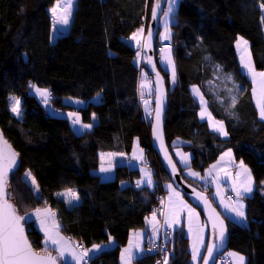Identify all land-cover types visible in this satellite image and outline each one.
<instances>
[{
	"label": "trees",
	"instance_id": "16d2710c",
	"mask_svg": "<svg viewBox=\"0 0 264 264\" xmlns=\"http://www.w3.org/2000/svg\"><path fill=\"white\" fill-rule=\"evenodd\" d=\"M55 1L0 0V126L21 159L9 178L10 193L21 215L49 205L62 232L84 248L113 238L115 246L89 259V264H121L131 232L146 228L158 204L157 195L164 189L160 183H171L152 146L139 93L140 49L130 42L133 33L147 27L152 0H77L70 30L53 43L49 8ZM263 7L264 0H180L172 24L178 74L173 87L169 72L159 63L156 41L158 68L168 88L165 133L171 152L173 142L182 140V149L192 155L191 167L204 173L231 150L253 174L254 194L245 199L247 222L225 216L229 249L246 255L247 264H264V120L253 99V85L241 68L236 41L239 36L249 41L256 69L264 70ZM33 84L49 90L47 105L56 113L31 92ZM193 86L206 98L212 116L224 122L226 138L201 119ZM97 93L102 102L94 106L89 100ZM14 96L21 99L20 117L11 111ZM64 98L87 104L70 109L93 123L91 130L77 132L69 119L58 116L57 111L69 107ZM136 139L145 151L153 188L137 187L140 171L127 165L115 168L113 180L104 181L92 172L100 166V152L130 154ZM28 171L39 192L33 191ZM122 181L129 184L121 187ZM196 183L213 201V188ZM67 188L76 189L78 204L69 206L56 196ZM25 224L40 252L42 233L32 220ZM182 238L183 232L174 234L176 242ZM136 263L152 264L153 258L143 254ZM174 264L185 262L177 258Z\"/></svg>",
	"mask_w": 264,
	"mask_h": 264
},
{
	"label": "snow or ice",
	"instance_id": "6c2138e0",
	"mask_svg": "<svg viewBox=\"0 0 264 264\" xmlns=\"http://www.w3.org/2000/svg\"><path fill=\"white\" fill-rule=\"evenodd\" d=\"M77 4V0H57L54 7L51 8L52 13V27L53 32L61 31V27L66 28L70 25L71 18L73 16V12L75 10V6ZM176 4V0H168V10L163 14L165 17H168L170 13L173 12ZM159 8V4H157L156 8L153 9V18L157 15V10ZM140 32L143 29L138 30ZM151 33H149V36ZM169 36L166 35L165 39H168ZM132 41H136L137 45H139V41L137 40L136 33H133L131 38ZM237 47L241 49V60L244 62L245 67L248 69V72L252 75L253 80L256 81L259 85V95L257 98V104L259 107V114L261 119H264V71L257 72L253 67L250 53L248 51V42L240 37L236 41ZM168 62L172 64L170 56L168 58ZM175 65L172 64V80L175 81ZM257 78H259L257 80ZM35 92L43 98V102L47 105L49 103V98L51 93L46 88H39L36 85L30 86ZM194 91L201 96V103L204 104L203 96L199 93L198 89H194ZM254 93L256 90H253ZM97 97H99V93H97ZM11 111L17 116H22V107L21 100L19 97H11ZM77 104L83 103V101H75ZM233 106L236 103L235 98H233ZM67 117L71 118V124L73 126H79L81 130L90 129L92 127L91 123H82L79 113H67ZM201 118L208 117L212 120V127L219 133L224 136H227L229 133L224 128L223 121H215L214 118L211 117V114L206 111L205 108L201 110ZM91 119H95V113L92 114ZM156 121L157 127L154 129L155 135L158 139L161 138V132L159 129V121H160V109L158 108L156 111ZM143 150H141L142 152ZM224 155L230 156L231 152L225 153ZM19 154L15 152L8 141L3 136V130H0V264H57V260L61 257H64L66 252H70L72 257H74L77 261H84V264H87V261L91 259L90 253H98L102 250L101 245H93L91 248H82L80 245H76L73 247L68 239L63 237L60 233V225L55 219V214L50 209H35L34 213L36 218L39 220V226L44 231V247L40 252H37L33 249L32 244L29 242L24 228V222H26V217L31 219L28 212H25L23 215L18 213L17 207L15 203H13V197L10 193V186L8 183L9 173L14 169L18 168L20 165L18 164ZM103 156V154H102ZM140 159H143L141 156ZM223 159V157H222ZM171 163V161H169ZM187 160L184 161L187 164ZM245 175L244 181L236 187V196L239 198L232 204H225L224 207L226 209V213L234 214L239 220L246 222L247 217L244 211V204L241 202L244 198V193L252 192V176L251 171L248 169L241 161L239 165ZM215 167V166H213ZM173 170L175 167L173 166ZM101 172H110L111 168H105L101 166ZM194 176H199V173H191ZM26 177L30 178V183L33 186V191L39 192V184L36 181L35 176L32 175L31 171H28ZM211 175V173H209ZM145 178L136 182V186L140 187L141 184L147 183L148 185L152 184L151 179V171L145 170ZM206 177H201V179H205ZM242 189V190H241ZM58 196L67 197V203L70 206H74L76 203L80 201L79 194L73 189H66L64 192L57 193ZM175 195L179 198V193H175ZM198 198L200 197L199 193H196ZM171 199V197H170ZM207 203V201H205ZM177 206L182 211L185 207H188L184 204L183 200H178ZM194 209L189 208V217L191 218L194 213ZM156 213L153 212L152 220L155 221ZM172 223H179V220L173 217ZM213 234H217L218 230V238L221 243L225 240L226 227L222 219L219 218L218 214L215 219L212 221ZM190 231L192 228L190 226ZM202 228L195 229L196 240L200 239V232ZM50 246L53 247V251H55L56 255L53 256L49 253L48 249ZM76 247L82 248L80 252L76 251ZM135 247L139 248V245ZM216 247L215 244L207 246V256L202 257L203 264H209V260L213 256V249ZM193 259L201 258L198 256V250L196 244L193 245ZM133 245L130 243L129 247L124 250L127 254L125 259V264H132V259L134 253L132 251ZM143 251V249H141ZM150 251V249H149ZM235 255L238 259L239 264H243L244 257L239 256V254Z\"/></svg>",
	"mask_w": 264,
	"mask_h": 264
},
{
	"label": "rangeland",
	"instance_id": "374dc122",
	"mask_svg": "<svg viewBox=\"0 0 264 264\" xmlns=\"http://www.w3.org/2000/svg\"><path fill=\"white\" fill-rule=\"evenodd\" d=\"M56 2H57V0L55 1L54 5L49 8V12L51 15V21H52L51 8L55 6ZM179 2H180V0H176L174 10L172 13L169 14L168 17H165L164 14H162L161 21H160V31H159V36H158V42H160L159 63L166 71L169 72V80H170L169 83H170L171 87H173L176 84L177 79H178L177 66H176V62H175V58H174V51H173V47H172L171 43L173 40L172 24H174L176 22V12L178 9ZM75 8H76V6H75ZM262 9H263V15H264V7ZM167 10H168V1H167L164 12ZM73 15H74V12H73ZM72 20H73V16L71 18L70 25L67 26L66 28L61 27V31L53 32V27L51 28V42L54 43L58 36L68 33V31L70 30L71 24H72ZM142 29H143L142 32H140V31L136 32L137 40L139 41V44H143L145 41L147 27L144 26ZM166 35L169 36L168 39H165ZM240 37H242V36H239L238 39ZM244 39L248 42L247 47H248V51L250 53V59H251L253 67L256 69L254 62H253V59H252L251 51H250V43L246 38H244ZM130 42L133 43L134 47L137 48L138 45H137L136 41H132L130 39ZM141 50H142V48L139 50V65H140L139 67H141L142 65L145 64V59H146L144 52L142 53ZM237 55H238V59L240 58L239 62H240V65H241L243 72L245 73L247 78L251 81V83L253 85V90L254 89L256 90V92L254 94H255V99L257 102V98L259 95V85L256 81L253 80L252 75L248 72V69L245 67L244 62L241 60V49L238 47H237ZM169 56H170V59L172 61V64L175 65L176 76H175L174 82L172 80V64H170L168 62ZM256 71L260 72V71H264V70L256 69ZM258 79L259 78H257V80ZM36 87H39V86L36 85ZM39 88H42V87H39ZM139 88H140L139 89L140 101H141V104L143 107L144 116L148 122H151L152 117H153V109H154L155 88H154L153 83H152V78L150 77L147 70H143L142 74L140 75ZM194 89H198L199 93L200 94H202V93L198 87H196V86L191 87L193 95L195 96V98L198 100V102L200 104V107H201L200 113H201L202 108H205L206 111L211 114V112L207 106L205 97L202 95L203 101L205 102L204 104H202L201 103V96L198 95L194 91ZM31 92L33 94H35L43 102V98L40 97L35 92L34 89H32ZM89 102L92 103L94 106H98L102 102V96L101 95H99V97L94 96L89 100ZM11 104H12V101H11ZM43 104L46 106L47 110L51 109L44 102H43ZM85 105H87V104L86 103L85 104L83 103V105H82V103L77 104L76 108L84 107ZM257 107H258V104H257ZM258 110H259V107H258ZM67 113H79V116L81 118L82 123L87 124L86 122L83 121L81 113L78 112L76 109L75 110L70 109V108H67L64 110L61 109L58 111V116L66 117L67 119H69V121L71 123V118L67 117V115H66ZM200 117H201V115H200ZM205 119H206V117L203 118V120H205ZM260 119H261V117H260ZM94 121H96V117H95ZM91 124H92V127L90 129H84L83 131L91 130L93 128V125H94L93 123H91ZM72 127L74 129L75 128L80 129L79 126H73L72 125ZM211 127H212V123H211ZM141 150H142V147L139 143V140L136 139L134 142V145H133V150H132V155L134 156V159H140L141 156L144 157L145 153H144V151L141 152ZM226 152H229V150ZM230 152H231L230 156L222 155L218 162L216 160L215 162L211 163L209 165V167H207L205 172L201 173L200 171H197L191 167L192 155L190 152H187L184 149L179 148V147H174L172 150V154H173L177 164L179 165V167L183 171V175L187 179L191 180L192 182L196 181L199 184H203L206 187L210 186L211 188H213V191H212V197L213 198L212 199H213V201H217V203L215 202V204L216 205L218 204V206H219L218 208L220 209V211L222 213H224L226 216H229L230 219L236 220L239 222V219L234 214L226 213V209L224 207L225 204H232L239 199L236 196V187H238L245 179V175H244L241 167L239 166V164L241 163L242 160L234 161V162H239L238 165L235 164L234 162H230L231 158H232V160H234V158H235L232 151H230ZM222 157H223V159H222ZM185 160L188 161L187 164L184 163ZM138 161H143V160H138ZM145 162L146 161L139 162V164H138V167H139L138 169L140 171V177L136 180V182L141 180V179H146L145 178V170H146ZM220 164H223L224 167L222 168L220 166ZM243 164L249 169L248 165H246L244 162H243ZM101 166H103L105 168H109L105 164H102ZM213 166H215V167H213ZM100 168L92 170V172L95 174L97 173L99 176L101 175L102 180H104V181L113 180L116 177V171L115 170L111 169L110 172H101ZM191 173H199V176H194ZM209 173H211V175H209ZM251 176H252V192L251 193H244V196H248V197L252 196L254 194V190H255V180H254L252 172H251ZM201 177H206V178L201 179ZM151 179L153 180L152 174H151ZM230 182H232V183H230ZM152 183L153 184H151V185L144 183V184H141L140 186L141 187L142 186L153 187L154 181H152ZM128 184H129L128 182L122 181L121 187H125ZM166 187L167 188H166V192H165V197H166L165 202L168 203V207H165V216H164L165 228L168 229L169 231H171L173 234H175L177 231H181L184 234L181 241L176 242L175 239L173 241V246L177 245V248H178V253L176 255L178 258L182 259L185 262V264H201L202 257L204 255V252H205L206 247H207V242H208V234H209L208 233V226H207L205 220L202 218L199 209L196 208L194 205H192L183 196V194L181 192H179L170 182H167ZM67 189H69V188H67ZM175 193H179V198L175 195ZM170 197H171V199H170ZM181 199L183 200L184 204H186L188 206V207H185L182 211L177 206L178 200H181ZM189 208L195 210L194 213L192 214L191 218L189 217ZM174 216L176 219L179 220V223H172L171 222ZM159 223H160V219H159L158 214L156 213L155 221L152 220V215H151V217L149 219V225H150L152 231L154 229L156 231V229L159 227L158 226ZM190 226L192 228V231H190ZM198 227L202 228V231L199 234L200 235L199 241L196 240V234H195V229H197ZM60 233L63 237L68 239L69 243L73 247L78 245L77 240H74V239H71L70 237H67L61 231H60ZM139 238H140V236H136L135 233L133 235V238H131L130 243L133 245V249H132L133 252L135 250L139 249V248L135 247L136 245H139V247H140ZM110 240L113 243H115V240L113 238H111ZM194 243L196 244V247L198 250V256L201 257V258H198L195 260L193 259V252H194L193 245H194ZM108 244L109 243L107 242V243H104L103 245L106 246V248H109L111 245H108ZM53 247L54 246H50L49 248L53 249ZM91 247H86V248H91ZM76 251L80 252L81 250L76 247ZM52 252L55 253V251H53V250H52ZM232 254H239V256H243L244 257L243 264H247V260H248L247 256L244 254H241L237 251H234V250H230V249L227 250L224 253V258L230 259L233 264H239L237 257L235 255H232ZM55 255H56V253H55ZM65 256L69 259V261H71V263H78L79 264L82 262V261H77L74 257H72L70 252H66ZM185 258H186V260H185Z\"/></svg>",
	"mask_w": 264,
	"mask_h": 264
},
{
	"label": "water",
	"instance_id": "95a60500",
	"mask_svg": "<svg viewBox=\"0 0 264 264\" xmlns=\"http://www.w3.org/2000/svg\"><path fill=\"white\" fill-rule=\"evenodd\" d=\"M167 1L168 0H152L150 19L147 25L145 41L143 44H139L137 46V49L142 48L144 51V54L146 57L144 66L147 72L149 73L150 77L152 78V83L155 88L153 117H152V121L150 122L151 141H152L153 149L155 153L157 154V156L159 157L164 170L168 174L172 185L179 192H181L192 205H194L196 208L200 210L208 226L209 234H208L207 246L212 245V244L216 245V247L213 249V256L209 260V264H217L218 258L224 255V253L229 249V238H230L229 225H228L229 222L227 218L222 214L218 206L208 197V195L205 192H203L199 188V185L196 182H189L186 180V178L181 173L180 167L177 164L168 146V143L166 141L165 122H166V114H167L169 96H168L166 78L164 77L163 73L159 70L158 64H157L156 41L159 36L160 21H161L162 14L165 10ZM157 4H159L157 15L155 18H153V15H152L153 9L156 8ZM149 33H151L150 36H149ZM158 108L160 109V121H159V129L161 132L160 139L157 138L154 132V129L157 127L156 111ZM0 130H2L1 126H0ZM3 136L8 141V143L11 145L12 149L15 152H17V150L13 147V145L5 137L4 132H3ZM17 160H18V164L21 165L20 156H18ZM169 161H171V163ZM173 166L175 167V170H173ZM19 167L14 168L9 173L8 183H9L10 176L14 174L19 169ZM196 193H199L200 197L202 198H198L196 196ZM205 201H207V203H205ZM217 214L219 218L223 220L224 225L226 227V233H225L226 238L222 243L218 238V230H217L216 235L213 234L212 221L213 219L216 218ZM24 228H25V234L29 242L31 243L29 236H28L27 227H26L25 222H24ZM33 249L35 250L34 247ZM204 256H207V250L205 251L203 257ZM57 264H60L59 260H57ZM201 264H203V259L201 261Z\"/></svg>",
	"mask_w": 264,
	"mask_h": 264
},
{
	"label": "crops",
	"instance_id": "0c3cea01",
	"mask_svg": "<svg viewBox=\"0 0 264 264\" xmlns=\"http://www.w3.org/2000/svg\"><path fill=\"white\" fill-rule=\"evenodd\" d=\"M236 51H237V44H236ZM239 60H240V58H239ZM203 95V94H202ZM204 96V95H203ZM206 99V98H205ZM253 99H254V102H255V105H256V107H257V102H256V99H255V94H254V92H253ZM75 101H77V99H73V98H64L63 99V102L66 104V105H69V107L68 108H71V107H76L77 106V103H75ZM79 101H82V100H79ZM83 103L85 104V102L83 101ZM83 103H82V105H83ZM206 103H207V106H208V102H207V100H206ZM257 110H258V107H257ZM51 111L53 112V113H56V110H53V109H51ZM58 112V111H57ZM258 113H259V110H258ZM199 114H200V112H199ZM212 115V114H211ZM212 118H214L213 116H211ZM259 117H260V114H259ZM207 122H208V124H209V127L211 128V130L212 131H214V132H217L215 129H213L212 127H211V123L213 122L212 120H210L208 117H206V119H205ZM214 120L215 121H220V120H217V119H215L214 118ZM264 120V119H263ZM224 128H225V130H226V127H225V124H224ZM74 129V128H73ZM75 131H77V132H82L83 130H81V129H74ZM218 134H220L222 137H224V138H226L227 136H224V135H222L221 133H219V132H217ZM182 144H184V142L182 141V140H180V139H177V140H175L174 142H173V145H174V147H179V148H182L181 147V145ZM133 150V149H132ZM142 150L144 151V149L142 148ZM228 151V150H227ZM231 151V150H230ZM144 153H145V151H144ZM224 154L225 153H227L226 151L225 152H223ZM221 154L219 157H218V159H217V162L219 161V159L221 158V156L222 155H224V154ZM102 154H103V156H102ZM99 155H100V166H99V168L101 167V165L102 164H105L107 167H110L111 169H113V170H115V168L117 167V166H119V165H127L128 167H130V168H139L138 167V164H139V162H144V161H146L147 160V157H146V154H144V157H143V159H134V156L132 155V151H131V153L130 154H128V153H125V152H114V151H103V152H100L99 153ZM138 160H143V161H138ZM234 161H238L236 158H234V160H232V158H231V160H230V162H234ZM216 162V163H217ZM235 164H239V162H234ZM233 163V164H234ZM240 165V164H239ZM220 166L223 168L224 167V165L223 164H220ZM146 169H148V168H146ZM250 169V168H249ZM251 171V170H250ZM100 177H101V175H100ZM232 178V177H231ZM153 181V180H152ZM230 183H232V182H230ZM153 184V183H152ZM166 184H167V182L165 183V185H164V188L166 189L167 187H166ZM141 187V186H140ZM150 187V186H149ZM151 188H153V187H151ZM71 189H73L74 191H76V189L75 188H71ZM66 189H63V190H61V191H59L58 193H60V192H64ZM77 192V191H76ZM211 197H212V192H211ZM56 196L57 197H59V198H62V199H64L66 202H67V197H61V196H58L57 194H56ZM248 196H244V198H243V200L241 201L243 204H244V211H245V214H246V208H247V204H246V201H245V199L247 198ZM251 197V196H250ZM213 198V197H212ZM214 202H216L217 203V201H214ZM79 203V202H78ZM78 203H76V204H78ZM68 204V203H67ZM75 204V205H76ZM69 205V204H68ZM167 205V206H166ZM218 205V204H217ZM70 206V205H69ZM165 207H168V203H166L165 202ZM219 207V206H218ZM50 209L54 214H55V219H56V221L59 223V225H60V231L62 232V230H61V223H60V221L58 220V218H57V215H56V213H55V211L49 206V205H46V206H44V207H40L39 209ZM224 214V213H223ZM29 216L31 217V219H28L27 217H26V219H28V220H32L33 222H34V224H35V226L37 227V229L42 233V235H43V241H44V231H43V229L39 226V220L36 218V216H35V213H34V210L33 211H31L30 213H29ZM224 216H226L225 214H224ZM151 217V216H150ZM150 217L147 219V223H146V228L144 229V230H138V231H132L131 232V234H130V238H129V241H128V243H127V245L125 246V247H123V249H122V251H121V256H120V263L121 264H125V259L123 258V257H126L127 256V254L124 252V250L126 249V248H128V246H129V244H130V242H131V238H133V235H134V233H135V235L136 236H140V238H139V243H140V247H139V249H137V250H135L133 253H134V256H133V259H132V264H137L136 262H137V260L138 259H140V258H142L143 257V254H144V248H145V244L147 243V242H149V241H151V240H153L155 237H156V233L158 232V229H159V227L156 229V231H155V229L152 231V229H151V227H150V225H149V219H150ZM227 218H229V216H226ZM230 219V218H229ZM232 220V219H231ZM233 221H236V220H233ZM238 222V221H237ZM239 222L240 223H246V222H244V221H241V220H239ZM159 226V225H158ZM156 232V233H155ZM181 232V231H180ZM63 233V232H62ZM142 233V234H141ZM64 234V233H63ZM184 235V234H183ZM68 237V236H67ZM72 239V238H71ZM75 240V239H74ZM182 240V239H181ZM180 240V241H181ZM109 244L108 245H111L109 248H111V247H113V246H115V243H113L111 240L108 242ZM208 243V242H207ZM113 245V246H112ZM102 246V250L101 251H103L104 249H108V248H106V246H104L103 244L101 245ZM78 248V247H77ZM207 248V247H206ZM141 249H143V251H141ZM48 251H49V253L50 254H52V255H54L55 256V253L54 252H52V249H48ZM100 251V252H101ZM206 251V250H205ZM100 252H98V253H100ZM98 253H90L89 255L91 256V258H93L95 255H97ZM205 253V252H204ZM60 260H62L64 263H67V264H78V263H71V261H69V259L64 255V257H61V258H59ZM185 260H186V258H185ZM83 262V261H82ZM79 263V264H83V263Z\"/></svg>",
	"mask_w": 264,
	"mask_h": 264
},
{
	"label": "built area",
	"instance_id": "2783aa9c",
	"mask_svg": "<svg viewBox=\"0 0 264 264\" xmlns=\"http://www.w3.org/2000/svg\"><path fill=\"white\" fill-rule=\"evenodd\" d=\"M149 167V164H146ZM155 185V181H154ZM160 185L164 188V183L161 182ZM165 188L161 193L157 195L158 204L153 208V211L159 215L160 223L159 230L156 237L147 242L144 248V254L146 256H151L153 258L152 264H174L176 261L178 248L177 245L173 246L174 234L165 228L164 216H165ZM84 248L82 244H78ZM79 249H82L78 247ZM150 249V251H149ZM84 264V263H83ZM89 264V260L87 261ZM217 264H233L230 259L224 257H219Z\"/></svg>",
	"mask_w": 264,
	"mask_h": 264
},
{
	"label": "bare ground",
	"instance_id": "6f19581e",
	"mask_svg": "<svg viewBox=\"0 0 264 264\" xmlns=\"http://www.w3.org/2000/svg\"><path fill=\"white\" fill-rule=\"evenodd\" d=\"M141 51H142V53L144 52L143 49ZM142 67L143 66H141V68H140V74H142V71H143V68Z\"/></svg>",
	"mask_w": 264,
	"mask_h": 264
}]
</instances>
